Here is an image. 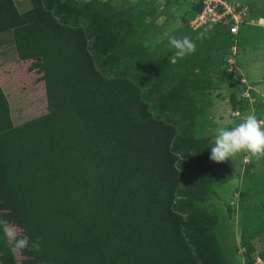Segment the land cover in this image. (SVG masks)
Returning a JSON list of instances; mask_svg holds the SVG:
<instances>
[{
  "label": "trees",
  "instance_id": "trees-1",
  "mask_svg": "<svg viewBox=\"0 0 264 264\" xmlns=\"http://www.w3.org/2000/svg\"><path fill=\"white\" fill-rule=\"evenodd\" d=\"M28 2L19 12L0 0V36L17 59L40 61L45 109L13 124L0 87V164L14 225L41 247L17 250L0 229V264H226L216 218L198 204L211 173L207 139L175 123L196 116L218 65L237 80L215 62L233 35L205 27L212 34L198 47L211 50L177 75L163 55L142 62L128 12Z\"/></svg>",
  "mask_w": 264,
  "mask_h": 264
},
{
  "label": "rangeland",
  "instance_id": "rangeland-1",
  "mask_svg": "<svg viewBox=\"0 0 264 264\" xmlns=\"http://www.w3.org/2000/svg\"><path fill=\"white\" fill-rule=\"evenodd\" d=\"M23 1L16 0L19 6ZM68 1L86 3L87 6L96 7L103 13L108 11L117 15L128 12L125 22L131 21L130 27L136 30V37L143 49L140 54L142 62L147 63L145 52L153 56L163 55L167 64L174 70L173 73L176 72L177 75L190 74V61L202 59V52L208 48V51L211 50V46L200 50L199 39L196 37L200 33L209 37L212 29L202 27L192 30L187 25L188 16L196 0ZM236 1L247 4L248 11L244 15L243 23L239 25L237 35L232 36L229 46L234 45L235 48L224 51L226 56L220 54V49L217 48L224 44L220 34L211 44L217 50L215 62L225 60L221 68L231 66L237 80L220 75L222 72L218 65L206 76L209 88L195 100L196 108H199L196 116L191 122L177 120L175 123L179 131L207 139L209 155L210 144L214 141L217 128L230 129L248 114H255L258 119L264 120V53L254 51L255 56L248 55L251 49L264 50V0ZM257 15L263 18L259 19ZM259 23L261 25H258ZM165 31L177 38H192L196 44L195 52L178 59L176 64L169 63L175 49L164 36ZM231 56L233 64L227 65V58ZM41 78L38 59L26 62L15 58L0 60V87L6 96L13 124L21 123L44 111L45 97ZM252 85L255 86L254 89H251ZM230 96H233V103ZM236 102L238 103L235 107ZM208 164L211 168L208 176V194L203 202L198 204L205 205L207 212L216 218L214 235L225 263L264 264V158L257 159L248 153H238L222 163L213 162L208 158ZM2 177L0 164V212L2 219L14 225V204ZM14 254L17 256L15 251Z\"/></svg>",
  "mask_w": 264,
  "mask_h": 264
},
{
  "label": "clouds",
  "instance_id": "clouds-1",
  "mask_svg": "<svg viewBox=\"0 0 264 264\" xmlns=\"http://www.w3.org/2000/svg\"><path fill=\"white\" fill-rule=\"evenodd\" d=\"M164 36L168 38L169 44L175 49L168 61L171 64H176L178 59H182L196 50L195 41L188 36L177 38L169 35L167 31ZM204 38V33H200L196 37L199 40ZM210 148L209 159L216 163L226 162L238 153H248L257 159L264 158V120L258 119L255 114H248L242 118L240 123L230 129L217 128ZM0 229H2L7 242L15 249L40 250L39 239L30 244V238L23 235L8 220L0 218Z\"/></svg>",
  "mask_w": 264,
  "mask_h": 264
},
{
  "label": "built area",
  "instance_id": "built-area-1",
  "mask_svg": "<svg viewBox=\"0 0 264 264\" xmlns=\"http://www.w3.org/2000/svg\"><path fill=\"white\" fill-rule=\"evenodd\" d=\"M198 4V10L187 19L190 29L220 25L225 26L233 36L238 33L239 25L243 23L244 15L248 11L247 4L236 0H198ZM234 48V45H231L228 50ZM226 63L233 64V57L227 58ZM226 70L234 71L231 66H228Z\"/></svg>",
  "mask_w": 264,
  "mask_h": 264
},
{
  "label": "crops",
  "instance_id": "crops-1",
  "mask_svg": "<svg viewBox=\"0 0 264 264\" xmlns=\"http://www.w3.org/2000/svg\"><path fill=\"white\" fill-rule=\"evenodd\" d=\"M12 1H13L14 5H15L16 9L19 12H23V10L25 11V10H27L29 8L28 0H24V1H26L24 4H22L24 1L20 2V6L18 5V2H16V0H12ZM19 8H22V10L19 9ZM256 17H259V19L263 18L262 16H259V15H257ZM258 25H261V24L259 23ZM254 51H257V52L259 51V52H263L264 53V50H257V49L256 50H252L251 49L250 51H248V55L255 56L254 55L255 54ZM5 58H15V59H17L15 57V54H14L13 50L11 49L9 38H7L6 36H0V60H4ZM22 61L26 62L27 60H22ZM240 72H241V74H243L242 71H240ZM243 80H244V78H243ZM252 87L253 88H251V89H254L255 86L252 85Z\"/></svg>",
  "mask_w": 264,
  "mask_h": 264
}]
</instances>
